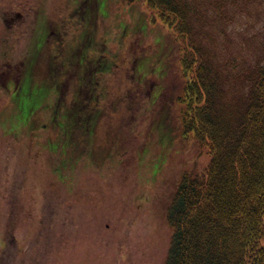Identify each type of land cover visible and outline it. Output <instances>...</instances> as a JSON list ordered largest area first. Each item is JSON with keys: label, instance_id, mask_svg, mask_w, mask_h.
<instances>
[{"label": "rangeland", "instance_id": "obj_1", "mask_svg": "<svg viewBox=\"0 0 264 264\" xmlns=\"http://www.w3.org/2000/svg\"><path fill=\"white\" fill-rule=\"evenodd\" d=\"M33 1L39 22L65 30L66 47L49 48L48 83L33 72L47 28L30 27L0 59V264H161L178 186L212 158L191 124L184 41L148 0ZM21 5L0 0V11L26 13ZM98 59L94 114L68 116L71 91L56 103L64 72ZM3 60L17 72L25 64L20 81L1 73L11 69Z\"/></svg>", "mask_w": 264, "mask_h": 264}, {"label": "trees", "instance_id": "obj_2", "mask_svg": "<svg viewBox=\"0 0 264 264\" xmlns=\"http://www.w3.org/2000/svg\"><path fill=\"white\" fill-rule=\"evenodd\" d=\"M148 1L184 41L191 124L212 152L178 186L163 264H264V0Z\"/></svg>", "mask_w": 264, "mask_h": 264}, {"label": "flooded vegetation", "instance_id": "obj_3", "mask_svg": "<svg viewBox=\"0 0 264 264\" xmlns=\"http://www.w3.org/2000/svg\"><path fill=\"white\" fill-rule=\"evenodd\" d=\"M32 2H34L33 0H31ZM33 12L34 13H32L31 14V21H30V24H29V26L30 27H32V29L34 30V35L37 33V32H39V31H42L43 29H48V30H50V32H59L60 30H59V28L57 27V26H55L53 23H51V18H45V20L43 21L42 20V22H39L38 21V13H37V9H33ZM48 21V22H47ZM52 25H51V24ZM50 26V27H49ZM53 26V27H52ZM49 44V40H48V38H47V40L45 41V45L44 46H47ZM64 44V41L63 40H57V46L58 47H62V45ZM60 87V89L62 90V85H60L59 86ZM81 90H82V88L80 87V85H78V87H76V89H75V93H76V95L78 94V93H80L81 92ZM85 95H91L90 93H86Z\"/></svg>", "mask_w": 264, "mask_h": 264}]
</instances>
